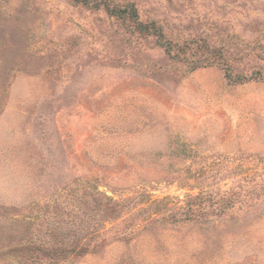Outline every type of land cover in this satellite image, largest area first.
<instances>
[{
	"label": "rangeland",
	"instance_id": "1",
	"mask_svg": "<svg viewBox=\"0 0 264 264\" xmlns=\"http://www.w3.org/2000/svg\"><path fill=\"white\" fill-rule=\"evenodd\" d=\"M83 1L0 0V264H264V0Z\"/></svg>",
	"mask_w": 264,
	"mask_h": 264
},
{
	"label": "trees",
	"instance_id": "2",
	"mask_svg": "<svg viewBox=\"0 0 264 264\" xmlns=\"http://www.w3.org/2000/svg\"><path fill=\"white\" fill-rule=\"evenodd\" d=\"M83 2L87 3L88 1L84 0ZM108 13L126 21L129 24L130 29L137 35L154 38L156 40V44L163 49V51L169 58L185 61L192 70L208 66H220L225 71V78L229 82L241 83L242 81H247L245 80V78L232 76L230 67L227 64H224V62H218L217 59H219V56L217 52H215V50H211L209 52V55H207L202 52L200 53V51H195V49L192 48L189 43L179 42L178 40H174L166 36L161 26H159L156 22L141 21L136 9L133 6H125L120 8L113 7L111 10H109ZM191 43L196 44L195 42ZM199 48L201 49V46ZM194 54L195 57H192V55ZM204 201L205 198L203 197H188L185 203V208L183 210L184 212H182L183 218L192 219L203 214ZM228 201L226 200V202Z\"/></svg>",
	"mask_w": 264,
	"mask_h": 264
}]
</instances>
